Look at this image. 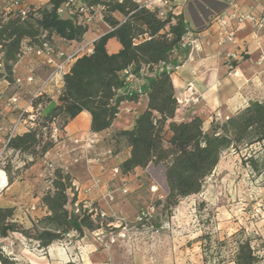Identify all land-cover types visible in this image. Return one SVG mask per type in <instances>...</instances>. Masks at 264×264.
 I'll return each mask as SVG.
<instances>
[{
  "label": "trees",
  "instance_id": "16d2710c",
  "mask_svg": "<svg viewBox=\"0 0 264 264\" xmlns=\"http://www.w3.org/2000/svg\"><path fill=\"white\" fill-rule=\"evenodd\" d=\"M64 1L49 0V7L29 11L24 19L12 12H0V68L3 70L0 77L9 84L14 83L13 69L24 41L39 45L43 40L52 42L54 37L70 42L83 39L90 25L78 23L76 17L59 15L57 9ZM82 2L102 8L103 22L109 31L94 41L91 54L73 62L69 72L63 76L55 105L50 106L53 99L48 95L32 101L33 109L39 115L35 128L9 139L6 135V151L30 158L28 166H31L56 145L50 139L51 125L56 121H59L56 125L58 140L62 141L66 125L86 111L91 116V133L98 134L111 127L122 102L137 101L140 95H144L147 98L146 109L136 117L132 129L115 132L113 152L115 155L121 146L129 149V157L119 167L123 175L145 169L149 164L165 168L168 193L163 201L156 202V206L175 207L180 199L199 193L204 179L219 163L222 152L231 147L257 142L263 144L264 153L263 102L251 100L227 120L212 122L210 133L204 130L199 117L189 122L174 121L178 102L171 74L183 63L177 58L182 53L178 48L188 31L182 15L167 11L160 17L157 8L149 9L134 0ZM111 38L121 46L114 54H109L106 49ZM144 67L150 71L157 67V70L147 80L142 92L124 93L126 81L122 77L123 71L130 70L138 75ZM120 90L123 93H119ZM42 112L44 115L41 116ZM248 160L252 168L257 169L256 160L252 157ZM12 181L7 180L9 184ZM70 182L69 174L61 169L54 170L52 178H48L50 187L41 197L48 213L29 229L14 220V208H0V240L18 233L45 250L53 243L64 241L71 232L77 234L74 241H78L95 230L98 226L87 214L77 215L72 208H67L66 192ZM74 201L75 198L69 205ZM235 246L234 264H258L259 257L249 241L237 240ZM1 247L0 244L1 264H16L12 256L2 252Z\"/></svg>",
  "mask_w": 264,
  "mask_h": 264
},
{
  "label": "crops",
  "instance_id": "0c3cea01",
  "mask_svg": "<svg viewBox=\"0 0 264 264\" xmlns=\"http://www.w3.org/2000/svg\"><path fill=\"white\" fill-rule=\"evenodd\" d=\"M134 1L149 9L162 8L166 11L169 9L174 15H182L188 30L197 38L201 46L200 52H193L191 60L183 62L171 74V82L178 102L174 116L175 122H189L192 118L199 117L203 121V125L211 124L213 115L223 120L235 115L249 101L263 99L264 83L261 77L264 75V26L254 28L248 22L237 25L234 21H229V26L233 28L232 41L220 44L219 34L223 31L220 23L221 18H228V16L238 13L264 15V0H169L168 7H163L158 0ZM99 15H102L101 12ZM117 18L121 20V17ZM90 30L88 29L85 33L83 40H86V34ZM108 31L109 29L104 30L97 34L94 40L89 41L94 43ZM56 40L62 46H72L78 43L59 38ZM120 48L121 46L115 38L107 41L106 49L109 54L117 53ZM231 54L236 55L237 60L228 61L227 56ZM186 55L187 52H182L177 55V58L180 61ZM231 69L238 72V78L232 76ZM16 70L18 75L22 77L26 75L23 62L16 66ZM4 83L9 84L3 79L0 81V88ZM62 85L63 83L60 81L59 84L53 83L48 87L47 95L53 99L50 106L56 104L55 100ZM191 94L197 98V102L188 101L185 105L181 104ZM146 106L147 98L144 95H140L137 101L122 102L111 127L98 133L100 140L96 148L102 151L111 147L115 132L132 129L136 117L146 109ZM0 113L4 117H0L1 152L4 149V137L7 135V129L14 123L18 113L14 111L12 114L7 111ZM90 124L91 116L88 112L83 111L78 114L64 128L65 139L60 144L55 145L43 158L25 169L10 184L7 182V186L1 189L0 208H14V220L24 228H31L35 221L48 213L41 203L44 190L48 188V180H42L44 173H36L37 166L41 163L44 164L46 160L51 162L59 153L56 162L58 164L60 162L59 165H62L63 168H69L67 174L70 175L71 180L82 187L89 185L84 161L81 159L78 163H73L77 154L70 151V140L90 134ZM25 132H27L25 127L21 125L16 135H22ZM128 157L129 149L123 147L111 160L92 168L93 174L101 180V188L93 189L87 195L89 201L99 202L105 187L111 184L120 187V185L122 186V184L119 185L120 182L128 181L132 173L122 174V177L118 179L116 177L114 179L112 174V168L120 167ZM44 170L50 174L46 168ZM120 197H122L120 193L116 192L113 209L117 212H120L121 209ZM31 207H34V210H31ZM0 244L5 251L13 254L16 264H114L115 247L117 246L104 248L89 238H85L83 241L75 242V245H71L70 248L64 247L60 242L52 244L44 250L41 256L33 253L32 249L36 247L35 244L18 233L1 239ZM125 245L127 243L120 244L121 247ZM78 254H82V261L78 260Z\"/></svg>",
  "mask_w": 264,
  "mask_h": 264
},
{
  "label": "rangeland",
  "instance_id": "374dc122",
  "mask_svg": "<svg viewBox=\"0 0 264 264\" xmlns=\"http://www.w3.org/2000/svg\"><path fill=\"white\" fill-rule=\"evenodd\" d=\"M19 1L27 7L28 11H38L49 7V0ZM7 3L9 0H0V12L9 13L11 11L7 9ZM157 9L164 11L162 8ZM99 12L100 10L91 13L92 24H89V30L90 28L91 30L86 34V40L82 39L83 41L72 46H62L56 37L52 41L58 49L71 53L87 40H94L97 34L109 29ZM115 15L121 17L117 13ZM24 66L34 69L38 77L36 84L22 85L21 87L15 83L2 84L0 112L7 111L12 114V111L18 113L20 110H27L29 113H34L35 120H38L39 115L34 111L32 104L30 106V103L38 84L46 79V69L37 61H32L30 64L24 61ZM0 74H3L2 68H0ZM3 79L4 77H0V81ZM59 82L58 80L55 84L57 85ZM13 95L18 98L14 110L7 105V99ZM256 101L264 103V97L262 100ZM38 109L40 111L41 107L39 106ZM42 115H44L43 112ZM0 117L4 118L3 114L0 113ZM211 120L214 123H221L225 119L221 120L218 116L213 115ZM58 123L59 121H56L54 125ZM211 124L203 125L204 130L210 133ZM113 144L111 143L109 148L114 151ZM123 147L118 149L121 150ZM58 154L51 161L55 169L62 167L59 165L60 162L59 164L56 162ZM13 155V152L6 151L5 148L0 152V171L4 173L6 182L8 179L13 180L22 174L25 169H28V163L31 164L30 158L21 155L13 157ZM263 156V144L257 142L251 145L240 144L225 150L213 172L204 179L201 191L180 199L178 204L171 208H165L163 205L156 206V202L163 201L168 193L164 176L165 168L162 165L149 164L145 169L132 172L128 181L119 183V185H125L129 192L126 196L120 197L121 209L118 212L127 220L130 242H126L127 245L122 247L117 244L114 264H218L219 261H221L219 264H234L232 260L237 240L249 241L259 257L258 264H264ZM250 157L256 160L257 169L252 168L248 160ZM45 162L48 163L50 160ZM46 163H41L36 170V173H44L42 178L44 181H47L50 175L44 170ZM3 168H6V173ZM67 171H69L68 167ZM31 177L33 178V176ZM116 179L118 178L116 177ZM6 186L7 184L4 187ZM152 187H155L157 191L153 192ZM46 191L44 190V193ZM150 205L155 206L153 216L138 223L135 220L138 211L146 209ZM235 235L237 237H234ZM72 245L74 246L75 243ZM43 252L33 251L34 254L41 256ZM126 254L127 256H124ZM81 255L78 254L80 261H82Z\"/></svg>",
  "mask_w": 264,
  "mask_h": 264
},
{
  "label": "built area",
  "instance_id": "2783aa9c",
  "mask_svg": "<svg viewBox=\"0 0 264 264\" xmlns=\"http://www.w3.org/2000/svg\"><path fill=\"white\" fill-rule=\"evenodd\" d=\"M162 6L168 7L169 0H158ZM7 9L11 10L16 16L21 17L22 19L26 18L27 13L29 12L27 7L21 4L19 0H9L7 3ZM101 12L102 8L100 7H91L87 6L82 0H65L63 4L57 9L59 15L74 18L76 17L78 23L80 24H90L92 21V12ZM10 11V12H11ZM167 11H159V16L162 17ZM234 21L237 25L242 24L243 22L250 23L254 28H262L264 26V15L257 16L255 14L249 13H238L228 16V18H221L220 23L222 25L223 31L219 34V43L223 44L224 42H231L233 35V28L229 26L228 22ZM45 37V35H43ZM42 37V38H43ZM53 39V38H52ZM54 40V39H53ZM180 52H187L186 57L180 59V62H186L191 60V55L193 52H200L201 46L197 38L188 30L187 33L182 38L179 48ZM93 51V41H87L80 44L74 49L71 53H66L58 49L55 43L43 40L41 44H29L27 41H24L21 45L20 54L18 56V62L13 69L14 83L17 86L22 85H34L37 82V75L35 74L34 69L31 67L24 66L27 74L22 77L17 74L16 66L19 63L27 61V64H30L32 61H37L42 64L46 69V79H43L40 84H38L37 90L33 93L30 106L32 101L36 98H39L43 95H47L48 87L51 83H55L58 80L62 81L63 76L69 72L73 62L84 55H89ZM228 61L237 60V56L231 54L227 56ZM263 59V58H262ZM162 67V65H160ZM169 70L170 68L167 67ZM157 70V67L154 68V71H150L148 68L144 67L140 70L138 75H134L130 70H125L122 73V77L125 78L126 88L124 93H141L142 86L147 85V80L153 76V72ZM231 74L234 78H238V72L231 69ZM262 82L264 83V75L261 77ZM190 92V91H189ZM59 93V92H58ZM123 93V90L119 91ZM18 98L16 95L11 96L7 99L8 107H11L13 110L16 109ZM188 101L197 102V98L193 97L191 94L189 98L183 101L185 105ZM35 114L29 113V111H18V116L13 126L7 131L8 139L16 135L17 130L22 125L25 127L26 131L35 128ZM226 118L225 120H227ZM45 130V129H44ZM5 142L4 148L8 142ZM50 139L56 144H60L62 141L58 140V129L56 125H51ZM99 135L96 133H90L85 137L73 138L70 140L71 143V152L76 153V158L73 160V163H78L79 160H83L86 166V171L88 174L89 185L86 187L80 186L75 181L71 180L70 187L67 189L68 196V205L67 208H72L74 213L81 215V213L87 214L90 219L97 224V228L89 233H87L83 238L78 241H83L85 238H89L96 244L103 246L104 248H109L117 244H123L130 242L129 237V228L128 223L125 217L119 214L113 209V205L116 202V192H119L121 196H126L129 192L128 188L123 185L116 187V185H110L105 187L104 192L100 195V200L91 202L87 199V195L93 189L101 188V180L95 176L92 172V168L95 165H100L101 163L111 160L114 157V152L111 148L104 149L99 151L96 146L99 142ZM46 163V162H45ZM45 168L50 172L49 178H52L53 172L55 170L53 163L48 162L45 165ZM60 169L67 173V168ZM66 170V171H65ZM112 174L114 178L122 177L119 167L112 168ZM5 176V175H4ZM122 180V179H121ZM124 181V180H123ZM50 185L48 184L49 189ZM152 191L156 192L157 189L152 187ZM75 198V201L72 205H69L70 201ZM31 210H34V207H31ZM155 211V206L150 205L146 209H140L137 213L135 220L138 223H142L150 219ZM77 238L75 232H71L66 235L65 240L60 242L64 247H69L73 243L77 242L74 239ZM34 251L37 253H42L44 250L39 249L36 243ZM2 252L7 256H14L12 253L5 251L1 247ZM81 259V258H80Z\"/></svg>",
  "mask_w": 264,
  "mask_h": 264
},
{
  "label": "bare ground",
  "instance_id": "6f19581e",
  "mask_svg": "<svg viewBox=\"0 0 264 264\" xmlns=\"http://www.w3.org/2000/svg\"><path fill=\"white\" fill-rule=\"evenodd\" d=\"M6 184V177L4 176V173L0 171V189H2Z\"/></svg>",
  "mask_w": 264,
  "mask_h": 264
},
{
  "label": "water",
  "instance_id": "95a60500",
  "mask_svg": "<svg viewBox=\"0 0 264 264\" xmlns=\"http://www.w3.org/2000/svg\"><path fill=\"white\" fill-rule=\"evenodd\" d=\"M164 174H165V171H164ZM168 189V188H167Z\"/></svg>",
  "mask_w": 264,
  "mask_h": 264
}]
</instances>
